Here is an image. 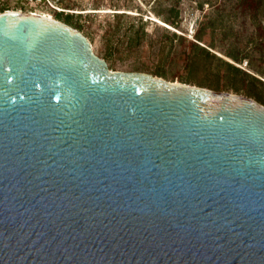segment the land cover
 Here are the masks:
<instances>
[{"label": "water", "instance_id": "water-1", "mask_svg": "<svg viewBox=\"0 0 264 264\" xmlns=\"http://www.w3.org/2000/svg\"><path fill=\"white\" fill-rule=\"evenodd\" d=\"M0 264H264V105L0 12Z\"/></svg>", "mask_w": 264, "mask_h": 264}, {"label": "rangeland", "instance_id": "rangeland-1", "mask_svg": "<svg viewBox=\"0 0 264 264\" xmlns=\"http://www.w3.org/2000/svg\"><path fill=\"white\" fill-rule=\"evenodd\" d=\"M7 10L72 14L71 25L111 70L147 72L264 105V0H0V12Z\"/></svg>", "mask_w": 264, "mask_h": 264}, {"label": "trees", "instance_id": "trees-1", "mask_svg": "<svg viewBox=\"0 0 264 264\" xmlns=\"http://www.w3.org/2000/svg\"><path fill=\"white\" fill-rule=\"evenodd\" d=\"M58 2L62 3V4H66L67 0H57ZM56 18H58L59 20L64 19L65 22L71 24V22H73V15L72 14H64V11H60L57 12L55 14ZM201 50H205L208 52V49H206L205 47H201ZM230 64V63H229ZM232 66V64H230ZM236 90H240V87H237ZM251 92V91H250Z\"/></svg>", "mask_w": 264, "mask_h": 264}, {"label": "bare ground", "instance_id": "bare-ground-1", "mask_svg": "<svg viewBox=\"0 0 264 264\" xmlns=\"http://www.w3.org/2000/svg\"><path fill=\"white\" fill-rule=\"evenodd\" d=\"M47 16V15H46ZM49 17H51V16H49Z\"/></svg>", "mask_w": 264, "mask_h": 264}]
</instances>
